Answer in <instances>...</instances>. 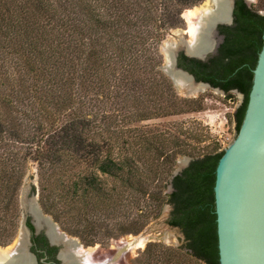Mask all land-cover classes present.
Segmentation results:
<instances>
[{
    "label": "trees",
    "instance_id": "trees-1",
    "mask_svg": "<svg viewBox=\"0 0 264 264\" xmlns=\"http://www.w3.org/2000/svg\"><path fill=\"white\" fill-rule=\"evenodd\" d=\"M202 1L0 0V244L15 237L17 193L33 161L46 210L62 204L59 222L79 227L90 244L101 221L110 238L138 234L171 204L169 224L185 244L150 243L139 264H220L214 186L222 143L199 148L190 138L202 134L183 121L143 124L203 107V98L177 92L158 52L182 12ZM218 30L214 55L203 61L181 52L179 66L244 95L233 115L237 133L264 15L235 0L234 23ZM182 155L194 159L171 180Z\"/></svg>",
    "mask_w": 264,
    "mask_h": 264
},
{
    "label": "water",
    "instance_id": "water-1",
    "mask_svg": "<svg viewBox=\"0 0 264 264\" xmlns=\"http://www.w3.org/2000/svg\"><path fill=\"white\" fill-rule=\"evenodd\" d=\"M245 1L248 4V0ZM218 2L220 8H215V14L206 11V22L192 25L198 42L186 44L184 34L187 29L177 30L180 31L177 36L183 42L167 48L173 65L168 69L165 62L161 69L172 78L175 85L179 82L191 86L192 92L213 89L223 93L226 100L234 101L233 93L241 94L244 99V95L238 90L227 94L221 88L197 81L193 74L178 64V54L181 52L203 61L217 52L222 41L218 36V27L234 23L235 9V0ZM259 13L264 15V12ZM167 41L170 39L162 43V52ZM253 74V85L243 122L234 140L224 148V154L216 168L214 193L220 264H264V35ZM184 160V164L174 170L172 179L187 168L193 159L189 157ZM41 195L39 177L32 178L27 202H24L25 212L20 230L25 229V222L30 216L38 226H47L55 239L62 238L69 245L67 254H64V258L67 257V261L69 259L67 264H132L128 258H131L137 243L158 239L168 240L169 246H182L186 242L182 230L169 224V212L152 221L144 234L117 237L118 250L81 243L86 248L83 249L73 239L58 233L55 218L44 210ZM0 259L11 263L14 261L12 257L1 254Z\"/></svg>",
    "mask_w": 264,
    "mask_h": 264
},
{
    "label": "rangeland",
    "instance_id": "rangeland-1",
    "mask_svg": "<svg viewBox=\"0 0 264 264\" xmlns=\"http://www.w3.org/2000/svg\"><path fill=\"white\" fill-rule=\"evenodd\" d=\"M207 0H203L200 4L194 6L193 8H201L203 5H205ZM248 5L252 7L254 10L259 12H264V0H248ZM190 8V9H193ZM189 9H186L181 14V20L180 24L177 27L170 28L166 31L165 36L158 46V52L162 57V64L161 67L165 64V55L161 51L162 43L163 41H166L167 39H173L175 37L177 30H186L187 33L184 34L185 38L187 40L190 39V34L188 32V22L186 20L185 14ZM163 70V69H162ZM164 71V70H163ZM165 72V71H164ZM166 73V72H165ZM167 74V73H166ZM168 75V74H167ZM169 76V75H168ZM170 77V76H169ZM172 80V78L170 77ZM175 89L177 92L185 97L190 98H203L202 103V109L200 111L191 112V113H185L179 116H173L168 118H160V119H154L150 121L143 122L144 125H156V126H170V124H173L175 122L183 121L188 129H190L193 133L198 132L202 135L198 138L191 137L190 140L198 144L199 148H205L206 151H210V147L214 145V142H221L222 143V149L228 146L230 144L235 136H236V123L235 119L233 117L235 111L237 108L242 104L243 97L241 94L233 93L235 95V100H226L223 93L213 90V89H205L201 92H198L197 95L187 96L185 93L181 92L177 85L174 84ZM228 94V93H227ZM196 134V133H195ZM207 147L209 149H207ZM192 158L193 157L189 155H182L179 156L175 162V167L173 169L176 170L180 165H182V162L185 158ZM173 174V173H172ZM39 177L38 173V166L35 162L31 161L28 167V170L26 174L23 177L22 185L17 193L18 203L20 207V220H19V226L16 229L15 237L12 238L8 243L4 244H11L17 237V235L22 234L23 232L20 230L21 227V219L22 215L25 212V206L24 202H27V195H28V188L30 184V180L32 178ZM172 180V177H171ZM171 192V184L168 185L167 189L165 190V193ZM43 195V192H42ZM54 200L51 198V201ZM63 205L62 204H56V207L54 209L56 210V213H51L47 211L45 205L44 210L50 214H52L55 218V222L57 224V227H59L60 230L68 234L70 237L76 239L77 241L87 245V246H93V247H99V248H106V249H112V250H118L115 249V243H117L116 238L108 237V234L106 232L107 230V223L108 221H101V225L99 224L97 226L98 228V235L95 236V242L93 244H90L89 238H86L85 236L76 233V231L79 229V227H75L71 222H67L62 220L64 222V225L59 222L58 216L60 215V212H62ZM172 211V205L171 204H165L158 216L150 215L146 219V225L144 226L143 230L138 234H144L149 225L152 221L162 217L163 215L169 213ZM130 211L128 213L129 215ZM68 224V225H66ZM154 242H161L165 245H169L168 240H158V239H152L147 242L145 247L143 248H136L134 249L135 252L132 254L131 258H128L132 264H139V258L143 254V252L146 250L148 244L154 243ZM4 244H0V246H3ZM137 245V244H136Z\"/></svg>",
    "mask_w": 264,
    "mask_h": 264
},
{
    "label": "flooded vegetation",
    "instance_id": "flooded-vegetation-1",
    "mask_svg": "<svg viewBox=\"0 0 264 264\" xmlns=\"http://www.w3.org/2000/svg\"><path fill=\"white\" fill-rule=\"evenodd\" d=\"M218 36L223 39V35H220L219 30ZM180 54H178V64ZM58 230L62 232L60 229ZM22 232V234L17 235L11 244L0 246L2 251H9L8 256L14 260L11 263L0 259V264H67L69 261V259L67 261V257L64 258V254H67L69 250V245L65 240L62 238L55 239L48 231L47 226H38L31 216L26 220L25 229ZM63 235L65 238L73 239L75 244L77 243V245L79 244L83 249H86L81 242L68 234Z\"/></svg>",
    "mask_w": 264,
    "mask_h": 264
},
{
    "label": "bare ground",
    "instance_id": "bare-ground-1",
    "mask_svg": "<svg viewBox=\"0 0 264 264\" xmlns=\"http://www.w3.org/2000/svg\"><path fill=\"white\" fill-rule=\"evenodd\" d=\"M215 8H220L218 0H207L206 4L203 5L201 8L189 9L186 12L185 17H186V20L188 22V28H189L188 32L190 34V39L187 40L186 44L198 42L192 25L206 22V11L215 14ZM179 34H180V31H176L175 37L173 39H170V41H167L163 46V53L165 55V62L167 64L168 69L172 68L173 61L170 57V54H169L167 48L178 46L180 43L183 42L181 40V37L177 36ZM173 76H174L173 78L175 80V75H173ZM176 85L179 88V90L185 94H189V93L197 94L198 92L203 91V90H200V91L192 92L191 86H188V85H185V84H182L179 82H176ZM184 162H185V160H183L182 165L184 164ZM58 233L63 235V233L60 232L59 230H58ZM148 241L137 243L135 249L145 247V245L147 244ZM115 247H116L115 249H118L117 243H115ZM134 252H135V250H134ZM0 254L8 256L10 254V252L9 251H2L0 249Z\"/></svg>",
    "mask_w": 264,
    "mask_h": 264
}]
</instances>
